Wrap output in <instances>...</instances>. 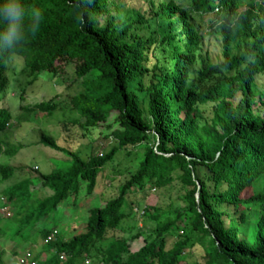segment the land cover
I'll return each mask as SVG.
<instances>
[{
	"label": "trees",
	"instance_id": "trees-1",
	"mask_svg": "<svg viewBox=\"0 0 264 264\" xmlns=\"http://www.w3.org/2000/svg\"><path fill=\"white\" fill-rule=\"evenodd\" d=\"M23 2L43 14L39 31L16 54L29 83L72 67L80 90L67 105L54 99L21 106L18 119L74 111L84 128L105 129L103 137L116 141L118 150L143 152L113 199L60 234L41 221L77 200L83 188L91 195L117 149L82 161L42 135L39 144L70 164L5 186L0 210L11 214L0 216V264H187L196 245L203 264H264V192L242 197L264 176V87L256 85L264 75V0H146L138 11L125 10L121 0ZM210 33L220 36L218 63L200 55ZM8 63V54L0 53V92ZM206 104L207 119L200 110ZM11 120L1 108L0 135ZM16 152L0 141V156ZM11 177L0 165V183ZM175 182L184 190L183 207L163 219L156 210L159 221L140 233L141 247L132 251L134 238L108 239L133 215L131 190ZM152 211L144 207L141 214L154 219Z\"/></svg>",
	"mask_w": 264,
	"mask_h": 264
},
{
	"label": "rangeland",
	"instance_id": "rangeland-1",
	"mask_svg": "<svg viewBox=\"0 0 264 264\" xmlns=\"http://www.w3.org/2000/svg\"><path fill=\"white\" fill-rule=\"evenodd\" d=\"M121 2L125 5V10L138 11L146 7V0H121ZM168 22V20L163 21L164 24ZM200 55L204 59H210L213 63L222 61L220 36L212 33L206 34L201 45ZM172 65L173 62L170 59V69H172ZM196 69H199L198 65H196ZM4 75L6 84L3 91L0 92V109L8 110L12 115V120L7 130L0 135V141L8 146L17 147V152L12 157L0 156V165L7 166L12 171L10 181L0 183V194L5 186L12 182L29 177L36 179L56 170L66 169L70 164L64 154L39 144L42 135H46L59 147L73 152L82 161H88L95 157H106L112 150L117 149L116 141L103 137L107 133L105 129L100 127L84 128L82 126L83 119H80L74 111L63 110L50 114L36 112L31 114L28 122L25 123L18 119L21 106L35 105L54 99L67 105L72 95L80 90V81L74 79L72 67H66L64 72L58 76L42 74L34 82L29 83L31 78L24 68L23 60L15 57L13 62L8 63ZM256 85L258 88L264 87V75L256 78ZM200 110L203 118L207 119L211 116L210 104L201 106ZM142 152V149L134 147L117 149L111 161L98 176L97 188L95 187V191L91 195L87 196L83 188L77 200H68L63 203L62 211H59L56 216L51 215V219L43 220L41 223L48 227L58 226L60 234L66 232L70 221H74L78 225L86 223L89 216L88 211L102 207L108 200L113 199L118 188L128 180V173L135 172L134 165L137 164L138 156ZM183 192L184 190L178 182L160 190L147 189L144 192L137 189L131 190L127 201L131 207H135L133 215L122 221L115 231L108 233V239L112 237L134 238L135 240L131 244L132 251L141 247L143 236L140 233L151 231L155 222L159 221L155 219L158 215L156 210L161 213L163 219L171 211L180 209L183 205L179 197ZM258 192H264V176L252 188L247 189L242 197L246 198ZM144 207H151L155 210L150 213L154 219H148L141 214V209ZM68 208L70 209L68 210ZM136 210H140L139 214L136 213ZM8 213L11 214V211L0 210L1 217L9 218ZM68 214H71L72 218L65 219L64 215ZM63 217L64 219L60 220ZM224 223L227 228L228 220L225 219ZM170 241L173 242L174 239ZM40 246V242H37L36 248L40 249ZM202 254L201 248L197 245L194 246L189 254L187 264H203ZM45 258L43 257V259ZM11 264L17 263L12 261ZM84 264L93 263L86 260Z\"/></svg>",
	"mask_w": 264,
	"mask_h": 264
},
{
	"label": "clouds",
	"instance_id": "clouds-1",
	"mask_svg": "<svg viewBox=\"0 0 264 264\" xmlns=\"http://www.w3.org/2000/svg\"><path fill=\"white\" fill-rule=\"evenodd\" d=\"M42 21L39 8H29L23 0H0V53H7L9 62H13L39 31Z\"/></svg>",
	"mask_w": 264,
	"mask_h": 264
},
{
	"label": "built area",
	"instance_id": "built-area-1",
	"mask_svg": "<svg viewBox=\"0 0 264 264\" xmlns=\"http://www.w3.org/2000/svg\"><path fill=\"white\" fill-rule=\"evenodd\" d=\"M48 240H50V238H48Z\"/></svg>",
	"mask_w": 264,
	"mask_h": 264
},
{
	"label": "water",
	"instance_id": "water-1",
	"mask_svg": "<svg viewBox=\"0 0 264 264\" xmlns=\"http://www.w3.org/2000/svg\"><path fill=\"white\" fill-rule=\"evenodd\" d=\"M196 199H197V195H196Z\"/></svg>",
	"mask_w": 264,
	"mask_h": 264
}]
</instances>
